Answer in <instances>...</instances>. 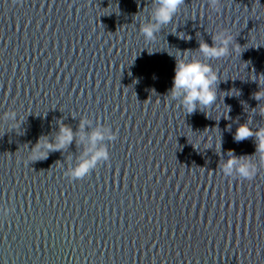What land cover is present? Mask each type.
<instances>
[{
    "label": "water",
    "instance_id": "obj_1",
    "mask_svg": "<svg viewBox=\"0 0 264 264\" xmlns=\"http://www.w3.org/2000/svg\"><path fill=\"white\" fill-rule=\"evenodd\" d=\"M154 6L0 0V264H264V161L254 137L234 140L264 127V0H184L149 42L139 27ZM221 31L233 40L207 61L216 102L187 114L167 96L175 57L204 60L200 41ZM81 117L117 132L107 162L69 179L75 140L29 161ZM230 150L254 155L253 179L224 175Z\"/></svg>",
    "mask_w": 264,
    "mask_h": 264
},
{
    "label": "clouds",
    "instance_id": "obj_2",
    "mask_svg": "<svg viewBox=\"0 0 264 264\" xmlns=\"http://www.w3.org/2000/svg\"><path fill=\"white\" fill-rule=\"evenodd\" d=\"M218 3L220 0H209L210 6L214 9ZM154 4L150 19L141 21L139 27L145 40L149 42L155 39L162 26L173 22L181 6L184 5V0H154ZM180 38L185 39L183 35ZM187 39H191V37L187 36ZM212 40L211 46L205 41H200L197 51L204 57V60L188 55H184L181 59L175 57L172 87L167 96H169L170 102H178V106L183 108L187 114H192L198 109L203 111L202 109L210 107L216 102L218 73L207 61L228 56L232 51L230 46L233 38L221 31L213 35ZM254 99L257 101L264 99V90L255 93ZM2 119L9 122L10 126L16 129L20 128V123L17 122V113L14 110H7ZM248 137L255 138L256 151L254 155L259 154L261 161H264V127L253 131L248 124L240 125L236 130L234 140L240 142ZM116 139L117 132L113 131L110 125L102 124L99 120L93 126L92 119L81 117L76 132L62 121H58V131L51 139L48 136H41L31 147L29 161L46 160L50 152L65 150L75 140L82 146V150L74 164L68 163L65 175L71 180L83 179L101 162H107L110 159L109 145ZM254 155L237 156L233 151H228V158L221 166L222 172L225 176L236 174L242 179H253L257 173V165L251 159Z\"/></svg>",
    "mask_w": 264,
    "mask_h": 264
}]
</instances>
